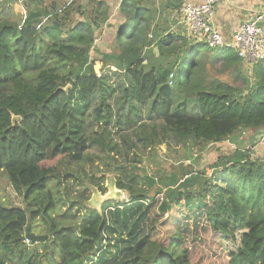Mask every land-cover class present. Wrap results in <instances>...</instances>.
<instances>
[{
    "label": "trees",
    "instance_id": "1",
    "mask_svg": "<svg viewBox=\"0 0 264 264\" xmlns=\"http://www.w3.org/2000/svg\"><path fill=\"white\" fill-rule=\"evenodd\" d=\"M40 2L24 0L21 25L0 16V171L37 203L27 210L0 202V264H33L26 229L40 216L62 264H264V159L256 152L262 146L219 156L211 175L182 165L156 179L145 167L162 143L184 146L192 160L198 143L225 144L238 132L264 129V60L254 65L256 82L247 92L211 77L207 63L226 61L239 74L241 58L231 49L211 53L186 36L158 39L144 28L152 13L143 14L141 0L119 2L126 21L118 49L93 58L109 5L91 0L87 12L75 2ZM168 3L179 9L183 0ZM76 11L85 21H73ZM60 158L79 163L97 185L105 182L99 173H114L129 200L106 201L117 205L92 210L81 224L58 221L50 182L63 168L42 163ZM153 208L163 216L149 221ZM185 212L205 215L224 260H191L181 245Z\"/></svg>",
    "mask_w": 264,
    "mask_h": 264
},
{
    "label": "rangeland",
    "instance_id": "2",
    "mask_svg": "<svg viewBox=\"0 0 264 264\" xmlns=\"http://www.w3.org/2000/svg\"><path fill=\"white\" fill-rule=\"evenodd\" d=\"M55 1L60 4V8H64L75 2L77 5L84 4L88 7L90 0H41L40 5H47ZM107 1V0H106ZM114 5L117 6L121 0H111ZM161 5V4H160ZM32 9L37 7V4H31ZM118 10V9H117ZM116 8H112L111 17L116 22L115 24H107L112 27L110 32L104 33L105 30L101 29L97 32V37L100 38L96 40L95 50L92 51L93 58H99L97 49L111 51L112 49L117 50V31L119 25L126 21V17L123 13H120ZM0 16L9 18L19 25L23 23L27 16V8L25 6L24 0H0ZM73 18L75 22L82 21L85 19L84 16L80 15L77 11L73 13ZM204 48H208L204 44L201 45ZM216 52L215 50L210 51ZM187 63V61H186ZM241 73H237L235 66H229L226 61H218L215 63H207V67L210 70L211 77L219 78L231 86H238L247 92L250 88L254 87L256 78L254 71H250L245 64H241ZM100 64L96 65V70H99ZM242 77L248 79L246 83ZM230 139V138H229ZM232 144L229 145L228 142L225 144H196L192 147V154L194 158L192 160L186 159V150L184 146L180 144H175L172 142L171 146L162 143L158 145L155 152V160L146 163L145 167L147 174L158 179L160 175L171 176L172 171H177L173 169L178 168L182 165L193 166L195 170L205 171L204 173H213V168L211 165L217 161L219 156L224 154H231L234 151ZM90 154L96 153L97 150L90 149ZM98 152V151H97ZM61 162H64L61 165ZM66 158H60L56 160H50L43 162V167H55L59 166L63 168L60 173V177H53L50 184L52 192L55 196L59 197V205L57 210L53 212V216L58 219V221L66 220L65 222H74V224H81L86 220L88 214L93 210H98L100 213L102 210H113L117 204H102V197L108 194L111 189L118 188L116 185V177L114 173H99L98 177L105 176V182L101 181L97 185L92 183V180L88 179L79 169L81 165L79 163L70 164ZM97 164V163H96ZM66 169L69 173H73L70 177H66ZM197 171L194 172L192 178L196 177ZM179 172V171H178ZM205 175V174H204ZM191 178V177H190ZM98 183V179H97ZM69 185V189L66 190V186ZM196 185V184H195ZM106 188V191H102L100 187ZM165 191V190H164ZM125 198H116L115 203H122L129 200V195L126 191ZM35 198L25 199L24 193L19 191L14 187L6 172L0 171V202L7 206H19L25 209H30L32 206H37ZM75 202V203H74ZM113 206V207H111ZM111 207V208H110ZM109 208V209H108ZM159 212V211H158ZM188 213H184V224L185 229L181 230L183 237L182 247L189 251L191 260L195 257L202 259L214 260L220 262L224 260V253L221 244L216 235L207 230L206 217L202 213H195L190 218H188ZM163 214L158 213L157 209H152L150 211L149 221L151 219L162 217ZM188 220L187 223H185ZM64 224V223H62ZM30 227L31 231L37 236H43V240H38L37 242H32V240L27 236L26 229V242L29 246H32L34 251V262L33 264H62V254L59 252L58 247L55 245L52 237V231L50 229L49 223H47L41 216L38 220L32 221L27 228ZM44 243V244H43ZM199 262V261H197Z\"/></svg>",
    "mask_w": 264,
    "mask_h": 264
},
{
    "label": "built area",
    "instance_id": "3",
    "mask_svg": "<svg viewBox=\"0 0 264 264\" xmlns=\"http://www.w3.org/2000/svg\"><path fill=\"white\" fill-rule=\"evenodd\" d=\"M222 1L183 0L181 7L176 10L175 14L179 16L185 29V36L191 42L202 43L219 52L231 49L241 58L242 63L252 71L257 62L264 60V8L252 11L249 17L233 30L230 36H225L214 19L217 6ZM150 37H152L151 34ZM97 64H100V68L96 71L100 73L102 65L100 62ZM172 77L173 75H171ZM256 145L264 148V133L259 136ZM256 152L259 157L264 159L262 149H257Z\"/></svg>",
    "mask_w": 264,
    "mask_h": 264
},
{
    "label": "crops",
    "instance_id": "4",
    "mask_svg": "<svg viewBox=\"0 0 264 264\" xmlns=\"http://www.w3.org/2000/svg\"><path fill=\"white\" fill-rule=\"evenodd\" d=\"M104 1L110 7V18L107 22L102 24L101 28L95 31L96 40L100 39L97 37V32H99L103 28H104L103 30L109 28V30L104 31V33L110 32L112 27L110 25L109 27H107L106 25L109 24V22L111 24L116 23L112 19L114 16L111 17L112 8H116V10L118 9L117 10L118 12L120 9V3H118L116 6L114 5V2H112L111 0H107V1L104 0ZM168 1L169 0H141L142 6L144 8H148V11L144 10L143 14L149 12L152 13V17L148 22L149 24H144L145 25L144 28H146L148 33H152L153 35L158 37V39H162L169 34H175L179 37L182 36L185 37L186 33L184 26L181 23L179 16L175 14L177 8L176 7L173 8L172 6L168 5L169 4ZM90 2L91 0L88 1L89 3L88 7L83 4V7L87 10V12H89L92 9V5L90 4ZM261 8H264V0H223L217 6L215 12V18H214L215 23L218 26V28L224 33L225 36H230L233 30L237 28L239 24L244 22L249 17V14L252 11L257 9L259 10ZM86 16L84 17L86 18ZM82 21H85V19ZM157 48L158 47L155 48L156 52H157ZM94 49H95V45H94ZM97 51L102 52L105 50L101 51V49H97L96 53H98ZM157 54L159 55V53ZM245 131H242V133L238 132L234 136L230 137V139H228L227 141L229 145L232 144L234 149L243 148V147L247 148L248 146H251L254 143H256L259 136L262 133H264V129L257 130L255 132L247 130L246 134L248 135L243 137V135H245L243 134V132Z\"/></svg>",
    "mask_w": 264,
    "mask_h": 264
},
{
    "label": "water",
    "instance_id": "5",
    "mask_svg": "<svg viewBox=\"0 0 264 264\" xmlns=\"http://www.w3.org/2000/svg\"><path fill=\"white\" fill-rule=\"evenodd\" d=\"M157 53H159V49L157 48ZM14 120H21V117L20 116H15L14 117ZM116 198L118 199H122V198H125V192L124 190L122 189H119V188H113L111 189V191L106 194L105 196L102 197V204L105 203L106 201H109V200H115ZM27 236L32 240V242H37L38 240H43L44 237L43 236H37L35 235L30 227L27 228Z\"/></svg>",
    "mask_w": 264,
    "mask_h": 264
}]
</instances>
